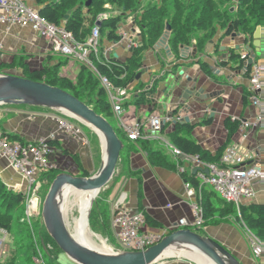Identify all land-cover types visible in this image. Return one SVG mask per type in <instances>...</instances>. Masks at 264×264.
Listing matches in <instances>:
<instances>
[{
	"label": "crops",
	"instance_id": "1",
	"mask_svg": "<svg viewBox=\"0 0 264 264\" xmlns=\"http://www.w3.org/2000/svg\"><path fill=\"white\" fill-rule=\"evenodd\" d=\"M32 2L33 5L36 4L34 0H32ZM37 10H39V8H37ZM127 29L129 31L133 30L132 25ZM222 35L223 32L218 33V35L207 44L204 52L198 53L197 51L196 57L193 56L196 48L194 43L190 46H184V49L181 48L179 59H175L169 42L170 38L166 42L161 41L163 35L154 48L145 53L143 67L139 73L140 77L129 87V97L124 102V104H127L124 105V113L122 115L124 122L127 124H135L153 115L168 116L170 112H174L178 105L181 104L178 115L183 119L189 117L190 123L197 125L190 137L212 153L217 152L228 140V130L225 126L227 118L235 116L252 120L256 116V111L249 100L247 103L244 101L245 91L249 93L250 90L249 75L247 74L249 68L251 71V67L245 70L244 66L241 67L239 63H235L233 68L230 69L223 63L224 61L220 63L217 61V58L224 53L220 51V48L217 50L218 45L220 47L226 46L229 51H231L235 49L237 45L241 44L246 36L242 34L235 38L231 35L221 38ZM0 42L5 48V58L2 63L12 64L19 61L22 57L25 58L31 69H41L43 66L58 63L54 62L52 59V51L48 42L30 28L0 26ZM111 44L112 43L107 41V48H110ZM114 54H117L116 59L119 62H124L131 55V51L121 46L116 49ZM107 58L110 59L111 56ZM199 61H204L209 64L216 79H212L203 73ZM258 61L261 62L264 61V59L259 58ZM64 62L67 63L62 66L61 73L71 78L75 77L80 64H72L68 59ZM179 64L188 66L186 72L188 76L200 77L198 88L204 89L201 98H198L196 95H188V98L185 99V89H183L181 93H179L181 98L174 97L169 100L165 110L167 113L165 115L160 113L157 109L149 113L148 102L141 106H137L134 103V97L136 98L140 91H145L155 81L160 83L159 86L163 89L164 85L159 81L162 73L166 72V75H168L169 72L177 73ZM10 70H13L17 75L22 74V71L18 68ZM217 80L220 82L218 83ZM141 85H144V89H139ZM215 92H222V94L211 98ZM62 114L61 112L53 110L35 111L21 105L0 106V132L7 135L19 136L24 142H38L42 139H49L54 135V140L58 145L53 147V153L50 158L51 162L57 168L59 174L70 173L82 177L81 169L77 165L74 156L78 155L84 169L90 172L91 165H96L92 154L90 137L88 133L84 132L83 128L82 130L87 138L86 142L82 138L79 139L60 130L58 118ZM148 114L150 115L147 116ZM114 120L117 123V127H119V122L115 116ZM206 121L209 123H206ZM167 125H169V127L164 131L166 135L174 129V125ZM97 137L101 148L99 160L102 165L104 150L100 137L98 135ZM166 138L168 139V136ZM151 142L154 149H165L159 142ZM129 144L130 146H135L136 149L132 152L129 150L122 151L115 175L108 184L109 186L107 185L104 188L110 189L109 187L112 184L115 190L113 189L112 191L113 198L110 200L109 212L112 228L109 235L104 233L101 236L106 237L109 241L112 239L113 243L116 244L115 247H119L117 231L113 225L116 202L122 194H126V208L132 212H139L140 192L143 196V213L157 224V227H153L146 221L145 232L151 233L159 230H168L177 225L182 219H186L190 225L180 229L193 230L196 228L193 226L195 216L190 206V203H193L195 200L187 196L185 188V183L191 181V175H195L194 172L191 171L189 160L183 157L180 159V165L186 169V173H181L175 158L170 153L164 151L175 167L153 166L150 163L148 154L142 151L137 143L131 141ZM228 145L236 146L242 153L250 154L253 157L250 160L251 164L264 167V132L251 131L242 133L238 130L231 137ZM182 174L186 175V177ZM0 177L9 189L17 191L25 189L26 185L22 176L15 172L9 165V162L2 156H0ZM205 188L212 190L210 187ZM108 189L106 191H108ZM256 190V198L250 202L244 200L243 204L253 202L264 203L263 188L257 185ZM203 228H206V231L202 235L212 237L219 243L223 242L224 246L227 247L242 264H257L254 259L252 260L251 252H249L247 245L238 242V237L240 235L236 232L237 226L234 223L223 221L218 225H204L200 229ZM242 241L244 242L243 239ZM101 243L109 249L106 244L107 242L102 240ZM156 264L195 263L188 259H163Z\"/></svg>",
	"mask_w": 264,
	"mask_h": 264
},
{
	"label": "trees",
	"instance_id": "2",
	"mask_svg": "<svg viewBox=\"0 0 264 264\" xmlns=\"http://www.w3.org/2000/svg\"><path fill=\"white\" fill-rule=\"evenodd\" d=\"M34 1L39 8L38 11L41 16L53 24L63 26L78 41H85L101 14H107V18L100 23L102 43L104 38L110 43L118 42L120 39L118 35L119 27L126 22L132 23L133 31L140 38V45L131 49V55L127 60L119 62L113 57L108 59L103 54L104 49H100L98 55H92L94 66L100 74L106 76L116 87L128 88L137 79L143 67L145 53L158 43L165 34L167 25L172 29L169 42L175 59L180 58L182 47L190 46L193 43L196 45L198 53L204 52L207 44L220 32H223L221 38L234 33H241L246 37L252 38L257 27H264V0H92L90 6L86 5L88 0ZM231 9H234V11H231ZM219 48L220 46L218 45L217 50ZM234 58L237 59L235 56ZM241 61L238 62L236 60L235 63H239V66L243 67L242 63L245 58ZM66 63L59 61L57 64L43 66L41 69H31L25 58L22 57L19 61L12 64L0 63V74H4L7 70L18 68L22 71L21 75L23 77L33 81L44 82L71 93L112 124L111 120H114V112L100 80L90 68L82 64L79 65V70L75 77H68L61 73V68ZM199 65L203 73L212 79H216L208 63L199 61ZM247 75H250V68ZM157 84L158 82L155 81L151 90H154ZM139 89H144V85L139 86ZM248 96V91H245V103L248 102ZM146 102V92L144 91H140L137 97H134V103L137 106L144 105ZM71 120L78 123L79 126L87 128L93 157L96 161L99 160L101 148L97 135L79 121ZM206 123L209 122L206 121ZM238 125L239 123L232 122L231 118L226 119L225 126L228 130V140L215 153L205 149L190 137L197 126L196 124L176 122L173 131L169 132L167 136L170 143L184 154L198 157L206 163L220 164L225 148L228 146L231 137L238 131ZM167 127L169 125L165 127L164 131H166ZM114 128L124 143V150L134 151L136 148L133 145L130 146L131 140L125 132L120 127L114 126ZM7 136L11 141L24 142L19 136ZM135 143L142 151L148 154L150 163L153 166L175 167L169 160V156L164 153V150L154 149L151 141L139 140L135 141ZM49 144L52 147L58 145L55 140H50ZM74 159L81 169L82 177H91L90 172L84 169L79 156L75 155ZM58 174L59 171L57 169L41 174V192L47 194L51 183ZM184 176L186 177V175ZM190 180L195 186L197 185L195 175H191ZM142 200L143 196L140 192L139 209L143 212ZM100 206L97 199L91 210L90 227L93 230L92 222L99 219L100 231H93L109 235L112 228L110 215ZM201 206L204 212L205 225H218L227 218H234L236 224L241 228L246 227L251 230L264 243V203L253 202L237 207L235 204L223 200L213 190L204 188ZM145 217L151 226L157 227L155 222L146 215ZM0 227L9 231L10 236L16 240V245H21L20 241L15 237V234L19 233L20 229L22 231L25 230L29 236L33 235L30 232L31 227L25 221L24 195L21 192L9 189L1 177ZM44 246L46 251L49 246L53 248L55 251L54 257L51 256V253L48 254L46 252L44 255L41 252L42 259L38 258L37 252H39L40 248L36 241H33L28 246V250L34 258L38 259V263L61 264L59 257L62 255V251L59 247L53 241L49 243V246ZM0 264L26 263L21 262L18 255L15 254L10 260L3 263L0 262Z\"/></svg>",
	"mask_w": 264,
	"mask_h": 264
},
{
	"label": "built area",
	"instance_id": "3",
	"mask_svg": "<svg viewBox=\"0 0 264 264\" xmlns=\"http://www.w3.org/2000/svg\"><path fill=\"white\" fill-rule=\"evenodd\" d=\"M105 18H107V14H101L85 41H78L63 26L53 24L41 16L39 11L30 6L26 0H0V26L30 28L48 42L52 53L65 57L72 64L86 65L92 70L107 93L119 127L131 141L159 142L175 158L181 173H186V169L180 165V159L183 157L189 160L191 171L196 175L198 182L196 186L191 181L185 183L187 196L195 200L190 203L195 216L193 226L200 229L205 225L204 212L201 206L202 191L205 187H210L223 200L233 203L237 207H240L244 200L253 201L257 196L256 186L260 185L264 190V167L251 164L250 160L253 157L250 154L242 153L238 147L228 145L220 164L206 163L198 157L184 154L172 145L163 134L164 124L166 126L167 124L174 125L176 122H183L184 119L178 114L173 117L153 115L135 124L124 122L122 115L124 102L129 97V87L114 86L106 76L100 74L92 62V55H98L102 46L100 25L98 24ZM129 24L132 25L131 22ZM118 35L119 41L112 43L110 48L104 50L103 54L106 58L114 56L116 59L117 55L114 53L118 47L124 46L131 51L140 45V38L136 32L125 29L123 25L119 27ZM4 58L5 48L0 42V63L4 61ZM4 74L8 73L5 72ZM249 82L248 100L256 111L255 118L252 120L235 116L230 118L232 122L239 123L238 130L242 133L264 132V61H256L251 66ZM71 119L74 118L62 114L58 118L59 129L79 139L82 138L86 142L87 138L82 128ZM54 139L55 136L52 135L49 139H42L38 142L11 141L7 135L0 132V156L6 159L11 168L20 174L25 181V189L18 192H21L25 197V221L31 228L33 226L32 216L38 215L41 192L40 176L44 172L57 169L50 159L53 147L49 141ZM126 200L127 195L122 194L116 202L114 211L113 225L117 231L119 250L116 251L118 252L146 251L161 242L167 235L190 225L186 219H182L168 230L145 232V214L140 211L132 212L126 208ZM242 229L247 236L253 259L258 264H264V243L248 228L243 227ZM9 236V231L0 227V250L5 248ZM39 253L42 259L40 250Z\"/></svg>",
	"mask_w": 264,
	"mask_h": 264
},
{
	"label": "water",
	"instance_id": "4",
	"mask_svg": "<svg viewBox=\"0 0 264 264\" xmlns=\"http://www.w3.org/2000/svg\"><path fill=\"white\" fill-rule=\"evenodd\" d=\"M91 2L92 0H88L86 5L90 6ZM231 11H234V9H231ZM171 30V27L167 25L166 32L161 39L162 42H166L170 38ZM240 35L242 34L234 33L231 36L235 38ZM220 51L224 53L217 58L219 63L224 61L223 63L227 65V68L231 69L236 60L242 62L241 60L245 58L242 64L244 69L247 70L259 58L264 59V27H257L253 37H245L242 43L237 45L235 49L229 51L226 46H221ZM193 56H197V48H195ZM234 56L237 59H233ZM187 70L188 66L179 64L177 73L169 72L168 75H166V72L162 73L159 81L163 83V89L160 88V83H158L154 90H151L155 83L153 82L144 91L146 92V101L149 105V113L157 109L165 115L169 100L174 97L181 98L179 93L183 89H185V99L188 98V95H196L198 98L202 97L204 89L198 88L200 77L188 76L186 74ZM139 77L140 74L137 78ZM217 81L218 83L220 82L219 80ZM220 94L222 92H215L211 98ZM13 105L43 107L61 112L91 128L100 137L103 150L102 138L98 131L84 122L98 129L107 141V153H103L102 165L95 175L91 177H79L70 173L58 174L51 183L47 196L42 204L43 209L41 215L45 228L52 241L62 251V255L70 261L75 264H156L163 259L177 256L170 255L173 251L183 252L192 250L209 258L214 264H242L224 245L212 237L204 236L190 229H179L167 235L161 242L141 252H118L111 248V252L106 254L80 245L76 242V239L73 237L65 222L62 205L64 195L62 191L69 188H75L81 191L98 190L99 195L101 190L111 182L115 175L121 153L124 150V143L117 135L114 126L105 117L97 114L93 108L71 93L23 76L0 74V106ZM180 107L181 104L178 105L174 112H170L168 116L173 117L177 115ZM183 123H190V118L186 117ZM163 128H165V124ZM95 199L89 210L88 222ZM90 232L97 240L101 238L105 242L108 241L102 236L99 238V235L93 233L91 230Z\"/></svg>",
	"mask_w": 264,
	"mask_h": 264
},
{
	"label": "rangeland",
	"instance_id": "5",
	"mask_svg": "<svg viewBox=\"0 0 264 264\" xmlns=\"http://www.w3.org/2000/svg\"><path fill=\"white\" fill-rule=\"evenodd\" d=\"M26 1H27L28 4H32L30 6H32L34 9L38 8V6L36 4L33 5L32 0H26ZM123 26H124L125 29L129 28V26H130L129 22L124 23ZM101 49L107 50V39L106 38H104V41H103L102 46H101ZM52 59L54 60V62H59V61H65L66 60L65 57H63L61 55L54 54V53H52ZM7 73L8 74L17 75L13 70H10V71L7 70ZM18 76H22V75H18ZM21 106L30 108V109L35 110V111L47 110L46 108H43V107H32V106H27V105H21ZM111 121H112V124L115 127H117V123L115 122V120L112 119ZM74 123L76 125H78V123H76V122H74ZM84 126H86V125H84ZM81 128H83L85 133H88L87 128H85V127H81ZM164 137H167V135L165 133H164ZM164 151L167 152V153H170L169 150L166 149V148L164 149ZM122 158H123V156H122ZM95 162H96L95 166L91 165V169H90V172L92 174L91 176L95 175L97 173V171L101 167L100 160H97V161L95 160ZM39 181H40V183L42 182L41 178L39 179ZM109 188L110 189L107 188L108 191H106L107 189H103L101 191V193H99V195L95 199V201L98 199L99 204L101 205L100 207L104 208L108 213L110 212V200L113 198V192L112 191H113L114 187L111 184ZM46 196H47V194H45V192H40V198H39L40 202L38 204V210H37V214L38 215L37 216H32L33 226L31 228L30 232L34 236L33 235L29 236L25 230L22 231L20 229L19 233L15 234V237L17 238V240L20 241L21 245H16V240L13 239L12 236H9L7 241H6L5 248L0 250V262H2V263L6 262V261L10 260L13 256H15V254H17L18 258H19V260L21 262H24L26 264H41V263H38L37 258H34L32 253L28 250V246L33 241H36L38 243V246L40 248L39 250H41L42 254L45 255V253L48 252V254L51 253V256L54 257L55 251L53 250V248L51 246H49V243L52 241V239L50 238V236H49V234H48V232H47V230L45 228L44 221H43V218H42V215H41L42 214V209H43V205L42 204H43V201L45 200ZM68 196H69V199H68V210H69V212H68V215H69L68 222L70 224L69 230H70V232H73V229H75L77 226L80 228V224H79V210L76 207V204H75L76 197H75V195H73V192H71ZM225 221L226 222H232V223H234L237 226L236 232H238V234L240 235L239 236L240 238L238 237V240H239L238 242H240V244H244V245L246 244L247 247H248V250L250 252L247 236L245 235L244 230L238 224H236L234 218H227ZM92 225H93L92 226L93 230L100 231V220L99 219L93 221ZM89 229L93 233L99 235V238L102 235L100 233L94 232L91 229V227ZM193 231H195V232H197L199 234H204V232L206 231V228H203V229L194 228ZM93 238L99 244L102 241L101 238H100V240H97V238L94 237V236H93ZM103 238L107 239L106 237H103ZM242 239L244 240L245 243L242 241ZM110 241L109 240L106 241L107 242L106 244L108 245L109 250H110V247L113 248L115 251L119 250V247L118 248L115 247L116 244L113 243V240L111 239ZM221 243H222V245H224L223 242H221ZM44 245L49 246L47 251H46ZM36 247H37V245H36ZM197 256H199V255H197ZM37 257L41 259V255H40L39 252H37ZM251 257H252V255H251ZM64 258H65V256L63 257V255H60L59 261H60L61 264H71V263H73L67 257H66L67 259L66 258L64 259ZM174 259H178V260H180V259H188V260H190L191 262H193L195 264H201L200 261L198 260V257H196V260L198 262L196 260H193L192 258H190L188 256L186 257L184 255H180V256L177 255L175 257L166 258V260H174ZM67 260H69V261H67ZM252 260H253V257H252Z\"/></svg>",
	"mask_w": 264,
	"mask_h": 264
},
{
	"label": "bare ground",
	"instance_id": "6",
	"mask_svg": "<svg viewBox=\"0 0 264 264\" xmlns=\"http://www.w3.org/2000/svg\"><path fill=\"white\" fill-rule=\"evenodd\" d=\"M87 125L91 126L92 128H94L95 130L98 131V133L100 134L102 141H103V146H104V152L107 153V141L105 139V137L100 133V131L98 129H96L95 127H93L92 125H90L87 122H84ZM106 155V154H105ZM73 192V195H75L76 199H75V204L77 209L79 210V224H80V228L77 226L75 229H73L72 235L73 237L76 239V242H78L80 245L82 246H86L89 248H93L95 250H98L100 252L103 253H110L111 250H109L108 248L105 247V245L103 243L100 242L97 243L94 238L93 235L90 232L89 229V222H88V214H89V210L91 208V205L94 201V199L97 197L98 195V190H89V191H81L75 188H69V189H64L62 191V194L64 195V201H62V205H63V212H64V219L66 224L68 225V227H70V224L68 222L69 219V215H68V199H69V194ZM170 255H184V256H188L190 258H192L193 260H196V257H198V260L200 261L201 264H214L209 258L195 252V251H173ZM199 255V256H197ZM197 261V260H196ZM198 262V261H197Z\"/></svg>",
	"mask_w": 264,
	"mask_h": 264
}]
</instances>
